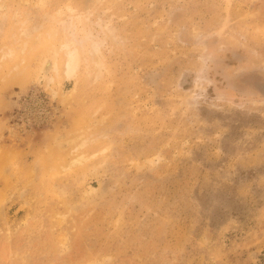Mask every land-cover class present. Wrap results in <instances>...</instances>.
Here are the masks:
<instances>
[{
    "label": "rangeland",
    "instance_id": "374dc122",
    "mask_svg": "<svg viewBox=\"0 0 264 264\" xmlns=\"http://www.w3.org/2000/svg\"><path fill=\"white\" fill-rule=\"evenodd\" d=\"M0 264H264V0H0Z\"/></svg>",
    "mask_w": 264,
    "mask_h": 264
},
{
    "label": "bare ground",
    "instance_id": "6f19581e",
    "mask_svg": "<svg viewBox=\"0 0 264 264\" xmlns=\"http://www.w3.org/2000/svg\"><path fill=\"white\" fill-rule=\"evenodd\" d=\"M68 68V67H67ZM42 69H43V72H44V74H47V73H49L50 71H53V70H56V62H55V60L54 59H50V60H46L44 63H43V67H42ZM68 72V71H67ZM66 72V73H67ZM69 146L70 145V141H65L63 144H62V146ZM63 146V147H64Z\"/></svg>",
    "mask_w": 264,
    "mask_h": 264
}]
</instances>
